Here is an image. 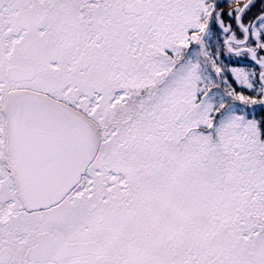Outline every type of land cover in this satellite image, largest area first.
Listing matches in <instances>:
<instances>
[{"label":"flooded vegetation","instance_id":"1","mask_svg":"<svg viewBox=\"0 0 264 264\" xmlns=\"http://www.w3.org/2000/svg\"><path fill=\"white\" fill-rule=\"evenodd\" d=\"M237 1L214 0L209 11L189 3L186 17L201 23L209 14L210 31L197 33L201 67L225 77L219 80L225 109L254 116L260 155L239 157L231 140L227 146L236 156L200 160L206 145L184 129L170 131L169 123L160 134L121 135L106 160L104 151L99 155L100 202H72L67 215L48 196L58 194L61 169L74 165L76 152L88 147L77 135L74 150L67 138L82 131L86 114L99 125L104 114L120 110L128 119L104 128L130 133L136 108L151 116L150 110L169 105L195 119L197 106L215 87L204 81L205 92L198 93L191 76L173 84L165 77L149 87L143 74L123 67L131 50L140 59L155 50L149 62H159L160 28L171 22L154 1L0 0V264H264V0H247L240 8ZM136 2L137 14L127 7ZM230 13L235 26L224 40L226 54L215 47L213 30L221 31ZM188 42L193 57L197 43ZM232 67L263 72L257 71L250 92L229 75ZM110 89L106 104L100 99ZM185 89L196 98L183 94ZM66 108L72 113L61 114ZM163 111L167 119L178 118ZM25 132L46 139L29 156L16 140ZM251 145L238 146L241 154L250 153ZM70 171L78 182L67 193H92L93 173ZM40 234L50 235L49 243L61 250L47 259L32 256Z\"/></svg>","mask_w":264,"mask_h":264},{"label":"rangeland","instance_id":"2","mask_svg":"<svg viewBox=\"0 0 264 264\" xmlns=\"http://www.w3.org/2000/svg\"><path fill=\"white\" fill-rule=\"evenodd\" d=\"M151 1H154L153 4H155L156 6L158 14H162V16L167 17L168 23L169 21L171 22V24H168L167 27L160 28L159 34L161 37V50L158 49V52H156V56H158L156 60L159 59V62L157 61L156 63H159V65L154 62H149L150 58L153 57V53H155V50H152L151 53L148 52L146 55V59H140L138 54L133 56V50H131L129 52L127 62H125L123 67L129 68V71L132 75L143 74L147 79L149 87H151V83L155 81L162 82V80H165V77L169 78V80L166 81L167 84H173L182 82L184 79H188V76H191L189 82L194 83V85H191V87L193 89L197 88L196 92H205V87L203 83L205 81V84L207 85V83L210 82L209 80H211L212 85L215 87L213 88V93H209V91L206 95L204 93V95L206 96V103L204 105L199 104L197 106L196 110L199 115L195 117V119H187V117L185 118L183 116L184 113L181 110H179V112L178 110L177 112H173L172 108L168 107L169 105L158 106L157 109L150 110L151 116H145L148 110H145L144 108L140 107L138 109L136 108V114L132 117L135 120V123H133L136 126L130 128V133H123L122 129L124 128L122 127L114 128L110 125L108 128H104V125L108 124V122L110 121L128 119V115L125 114L127 116H123V112H121L120 110L111 114L109 113L110 115L104 114L103 117L99 119L100 126L95 124L96 121L94 122L93 120H91V114H86L87 118L84 120L82 131L78 129V131L75 130L69 132L68 135L70 137L67 138L69 141V145H71L74 150L76 149L75 145L77 143V135H80L84 137V139H86L88 147L85 148V152L81 154H78L76 152V156L80 157L77 159H73L75 160L74 165H66L61 169L62 178L60 181L61 185L57 190L58 194L56 193L50 197L48 196V201H50L51 204H53L54 206H64L62 209V211H64V214L68 215V207L71 206L70 203L72 202H74L75 204L76 201L80 203L83 202V204H90V202H100V195L102 193L100 190L101 177H97L99 175L98 172L101 169V161L99 159V155L103 153L102 151H104L105 155L103 157V160H106V156L110 153L111 149H116L117 138L121 135L135 134L138 137H142V135H156L163 133L165 130V126L169 123L170 131L184 129L186 133H188L190 136L198 137L200 139V142L206 145V152L204 153L203 158H200V160L210 158H215L218 160L230 159L233 156H236L237 153L239 154V157H244L245 155H260L259 148L254 146V142L258 140L257 132L255 130L256 119L254 118V116H248L246 114H243V116H236L237 112L234 110L233 106L225 109L224 104L222 103V97L224 93L222 91V87L219 85V80H224L225 77L219 75L220 72L218 70H215L214 68L212 70H207V68H205L204 66L201 67L200 60L203 62L204 58H202L201 54L202 43L197 40L199 36L197 35V33L201 32L202 34H204L206 33L205 31L207 29H209L208 32L210 31V26L208 27V25L211 24H209L210 22H208L207 20V16L209 14L206 16V21H202L201 23L197 21H192L190 18L188 19V16L186 17V11H188L189 6L192 5V3H195L196 7L197 5H205L207 11H209L210 9L208 7L211 3L214 2V0ZM229 1L230 0H226L227 3ZM243 1L245 2L246 0H238L237 6L240 7V4L243 3ZM172 10L174 11V16L170 17V14L173 13ZM232 17H234V13ZM261 24H264V19H262ZM222 28L224 30L226 28L225 25H223ZM189 31H192V33ZM188 40L193 43H197L193 47V53L190 52V55L194 54L193 57H189V55H187L186 48L188 45L187 43H189ZM169 53H171L172 55H170ZM141 60L146 62L147 64L141 66ZM258 70L260 71V73L263 72L262 68L257 69L255 67H244L238 69L232 67L229 70V75L231 73V76L237 81L238 84L241 83L242 86H245L246 89L251 92L253 90L252 81L257 77ZM134 79L138 80V82H140L141 80L138 77ZM193 89H185L183 94L187 93V96L191 98H196V95L193 94L195 92ZM112 92L113 91L111 89L107 90V92L102 95L100 100L107 104V100L110 99ZM156 95L158 97V93H156ZM262 96L263 97L261 102L263 103L264 92ZM182 98H184V96H182ZM85 101H87V99ZM134 101L136 102L135 99ZM140 101H148V98L145 97L143 98V100ZM253 102V99L247 100L246 108L247 106L252 107L251 105L253 104ZM90 103L93 104V99ZM163 110H166L170 117L171 115H175L178 113V118L175 119V121H172L170 118L167 119L164 116ZM60 112L61 114L72 113L68 110V108L60 110ZM144 117H147L148 119L143 121ZM149 118L152 120L148 121ZM139 119H142V121H140ZM177 121L184 122V126L181 128L180 125H178ZM101 138L105 139V141L100 142L99 139ZM231 140L238 148L236 152L235 150L228 148L227 146V144L230 143ZM247 141L252 144L251 152L249 150L248 152L250 153L246 152L245 154H243V152L241 154L242 150L238 146L243 148L242 143H246ZM211 146H213L212 152ZM148 147L149 146L144 147L143 149H153L152 147ZM141 148L142 147L140 146V148L138 149L141 150ZM184 158L185 156L178 159V162H181ZM133 160L134 162L138 161L137 159H132L130 160V163ZM70 167H75L76 173L84 171H90L93 173L91 174L92 177L89 179L92 185V193L90 192V189L89 195H76L75 193H67L69 188H71L73 184L78 182V180L74 181L71 180V177H69L68 174H71ZM56 202L58 203L56 204Z\"/></svg>","mask_w":264,"mask_h":264},{"label":"water","instance_id":"3","mask_svg":"<svg viewBox=\"0 0 264 264\" xmlns=\"http://www.w3.org/2000/svg\"><path fill=\"white\" fill-rule=\"evenodd\" d=\"M137 5L141 6L140 2H136L133 5L127 6L128 8H135V13H139V9L140 7H137ZM243 10V8H242ZM239 11L238 15L241 13V11ZM238 18V16H237ZM236 18V19H237ZM238 22V19H237ZM17 140V145L19 146L21 153L25 154V155H31L35 150H33V148L37 147V145L39 144H43V142L46 141L45 137L42 136L39 137L35 136V135H30L29 133L25 132L20 134L19 137L16 138ZM38 162V161H36ZM35 162V163H36ZM31 168H28L27 171L30 172ZM27 172V173H28ZM49 239H51L50 235H46V234H40L38 236V242L36 244V246L31 249V255L32 256H41L43 257L42 259H47L48 257L52 256L55 254V250L60 249L61 250V245H51L49 243ZM58 252V251H57ZM56 252V253H57Z\"/></svg>","mask_w":264,"mask_h":264},{"label":"trees","instance_id":"4","mask_svg":"<svg viewBox=\"0 0 264 264\" xmlns=\"http://www.w3.org/2000/svg\"><path fill=\"white\" fill-rule=\"evenodd\" d=\"M247 1V0H246ZM245 1V2H246ZM241 3V2H240ZM239 4V3H238ZM242 4H244V1L243 3L240 4V7L242 6ZM230 7V5H228V8ZM239 7V6H238ZM239 7V8H240ZM230 9V8H229ZM248 12L246 11L245 13H243L242 15V19H243V22H244V16L246 17V14ZM224 17V15H223ZM258 19V18H257ZM224 25H225V29L220 31L218 28H215L213 31H214V37H215V47L217 46V48H220V49H224V53L228 54V51H226V48L224 46V40L227 39L228 37L232 36L230 35V33L232 32L231 30L234 28L235 26V19L234 17L231 16V13H230V18L228 19L229 21L227 22L226 19L224 18ZM218 75V74H217Z\"/></svg>","mask_w":264,"mask_h":264}]
</instances>
